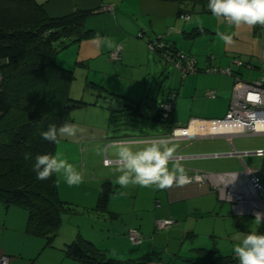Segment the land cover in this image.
I'll list each match as a JSON object with an SVG mask.
<instances>
[{
	"label": "crops",
	"instance_id": "1",
	"mask_svg": "<svg viewBox=\"0 0 264 264\" xmlns=\"http://www.w3.org/2000/svg\"><path fill=\"white\" fill-rule=\"evenodd\" d=\"M185 6L187 7V5ZM185 6H182V13L189 16ZM44 9L49 17H61L76 10L94 11L85 22V28L91 30L94 35L77 43L75 61L76 64L87 68L90 73H93L94 79L90 77L89 73L86 77V82L90 81L102 89L105 88L103 79L110 77L113 78L115 86L125 80H128L129 83L137 82L139 83L138 89L143 92L145 90L146 78L150 74L149 71L143 74L144 78L142 81L134 79L133 75L126 79L122 76V73L134 70L137 67L142 68L144 60L150 65V55L145 42L153 38V36L164 34L165 40L168 43L182 50L178 45L180 38H187V33H191L198 28L206 30L204 33H212L213 35L223 33L231 36V43L224 41L222 43L223 58L214 59L212 63L208 62L204 69L197 68L198 71H206L205 69L212 68V66L230 67L232 69L230 61L238 59L243 62L244 66L234 68L232 71L242 81H244L242 68L250 71L248 77L249 83L258 82L264 77V73L260 69V57L264 54V26L260 27L256 25L248 27L242 25L236 27L224 21L226 22V28L223 29L220 22L216 24V27L201 25L195 21L186 24L190 20V16L188 20H181L179 18L180 8L177 3L158 0H52L45 4ZM93 18L99 21L91 23L90 21ZM179 19L182 24H179ZM97 34L101 37H109L112 41V47L97 43L95 40ZM139 34L145 36L143 40L139 39ZM118 45L122 46L121 60L118 63L111 62L108 57L109 53L115 50ZM55 61L59 66L69 69L65 67L64 64L66 63H59L56 58ZM245 65L249 66V68ZM230 77H232L230 78L232 84L228 83L223 77H220L216 84L204 87L203 91H200L198 87H194V91L190 97L191 101L195 104H201L203 111L198 110L196 114L194 113L195 115L190 114L185 123L186 125L193 119L212 120L225 116L234 84L233 76ZM170 91L172 92L174 89ZM204 91L215 92L216 98H206ZM177 95L178 93L175 97L174 110L171 115V125L169 127L171 130L173 127H176L173 126L176 122L173 116L175 114ZM128 96L133 98L129 93ZM70 97L72 99L77 98L76 90H74L72 84L70 87ZM217 101L219 104H217ZM163 103L161 102L159 106L151 110L152 114H154V120H156V115ZM88 109L90 108L75 109L67 115L69 118L64 119L62 125L64 123L74 125L76 134L69 137L61 135L59 136V140L63 138L65 143H67L63 144V148L66 149L67 153H71L74 156V158L71 157V159L65 160L70 164L73 163L77 171L83 174V182L95 185L97 196L102 183L106 181L111 183L112 192L108 197L106 212L95 211L102 216L108 213L112 218L114 216L116 219L127 211L129 206H131V212L134 213L140 200L138 197L143 196L147 190L149 191L148 193H152V198H156L157 203H155L152 212L142 208L138 210L141 213L138 223H133V220H128V222L122 221L124 228L122 229V233L124 235H119L115 238L110 236L109 233L105 236L100 231V233L93 232L94 236L99 239H91L83 234L81 229L76 227V224L71 223V220L68 221V225H73L63 228L62 220L57 236V247L60 248V253L55 256L56 264H82L67 259L64 253V249L74 241L76 234L83 238L85 237L86 239H84L93 243L106 258L114 261H144L145 264H239V259L233 250L235 246L241 243V240L237 239V236H240L242 239L244 235L250 232L264 234V221L256 223L255 218L251 216H238L234 214L232 206L228 203L220 202L216 194L210 190L209 185L206 183L181 185L174 182L172 187L166 189H159L156 186L141 187L134 184L121 187L116 183V179L121 173L117 170L118 158L115 154V149L111 145L119 140H128L136 141L134 148H142L151 139L144 137L143 132L136 133L135 135L117 132L114 136L118 140L114 139L111 142H107L103 138H91L88 139V144L83 150L80 143L84 137L80 136L82 130L80 126L90 129L93 125L89 123L90 120L86 116L87 111H91L90 113L93 114H98L101 111L97 110V108L93 110ZM78 111H84L86 119H79L80 114L78 113L81 112ZM138 115L142 114L138 113ZM73 119L77 123L73 122ZM78 121L80 122L78 123ZM185 121L181 119L178 121V124H183ZM250 137H264V135L236 136L232 139V145L223 137L171 142L176 148L174 157H180L177 163L182 166L184 172L192 170L210 173L241 172L244 168H247L259 182L264 184V156L258 157L254 155V152L264 150V142L240 144L234 141L236 138ZM104 141L107 143L106 148ZM233 150L239 154H243L242 157L239 158L232 155ZM86 152L92 160H97V169L91 175H89L90 173L86 174L87 167H89L88 164L90 163L89 158H86ZM102 155L104 156L103 160L107 159L111 162L110 166L106 167L102 165ZM246 157L261 159L259 162L261 166L249 167L246 164ZM92 160L91 164L94 165L96 162L94 163ZM174 163V160L169 163L170 169ZM56 178L59 183L60 180L57 174ZM60 178H62L61 182L63 181L64 184H67L62 174ZM59 186L60 184L58 185L59 198L70 206L73 203L69 199L62 197L67 193L61 194V186L60 188ZM66 186L75 187V185L69 186L68 184ZM157 219H172L175 221V224L168 230L156 231L154 222ZM26 221L27 212L25 210L18 207L6 209L0 204V256L10 257L12 259L11 264H21L25 260L21 248L29 244L32 241L30 239H35V237L25 234ZM135 224H138L137 227L134 226ZM130 229H136L140 232L141 242L139 244L133 245L129 241L127 234ZM200 250L210 251L211 254L206 255ZM16 255H19L20 258H16ZM210 255L215 258L214 261L209 260L211 258ZM223 258L230 259L229 261H221Z\"/></svg>",
	"mask_w": 264,
	"mask_h": 264
},
{
	"label": "trees",
	"instance_id": "2",
	"mask_svg": "<svg viewBox=\"0 0 264 264\" xmlns=\"http://www.w3.org/2000/svg\"><path fill=\"white\" fill-rule=\"evenodd\" d=\"M50 1L0 0V204L6 209L25 210V234L45 239L46 246L58 236L62 215L71 208L59 198L56 174L44 181L36 179L35 157L55 156L58 145L43 140L40 133L49 125L61 126L68 113L86 105L70 97L74 72L59 66L55 58L68 43H79L94 35L85 28L93 10L49 17L44 6ZM158 1L177 3L179 16L183 15L184 5L200 6L202 12L211 13L207 9L209 0ZM204 32L206 30L198 28L188 36ZM160 38L172 50L179 51L162 36ZM153 40H148L147 44ZM173 95L170 114L164 118L160 107L156 120L166 122L171 118L176 94ZM111 192V183H102L96 211L106 212ZM64 253L67 259L82 264H145L144 261L108 259L80 235L66 246ZM209 260L215 258L211 256Z\"/></svg>",
	"mask_w": 264,
	"mask_h": 264
},
{
	"label": "rangeland",
	"instance_id": "3",
	"mask_svg": "<svg viewBox=\"0 0 264 264\" xmlns=\"http://www.w3.org/2000/svg\"><path fill=\"white\" fill-rule=\"evenodd\" d=\"M37 1L42 3L44 0ZM185 9L188 11L190 16V20L187 21L186 24H190L195 21L201 25L216 27V24L220 22V25L223 26V29L226 28V22H224L223 18H217L213 16L212 13L202 12L200 6L187 5V7L185 6ZM207 9L209 8L207 7ZM98 21V19L93 18L90 22L96 23ZM178 22L179 24H182L180 19ZM188 34L189 33H187V35ZM142 36V39L139 38L140 40H143L145 37L144 35ZM159 36H162L165 39L164 34H159ZM156 37L157 36H153L151 39H155ZM147 42L148 40L145 42V46L150 55V65L146 60H144L142 68L137 67L134 68V70L125 71L122 73V76L126 79L132 77L133 75L134 79L142 81L144 78L143 74L149 71L150 74L148 78H146L145 90L143 92L138 89L139 83H129L128 80H125L124 82L115 86L113 78H104V89L97 87V85L95 86V84L91 83L90 81L86 82V77L90 72L87 68L76 64L75 57L77 51L75 48L77 43L75 42L68 43L70 46L62 51H59V53L56 55V60H58L59 63H66L64 64L65 67H68V70L74 72L75 79L72 85L74 90H76L77 98L73 100L84 101L86 105L82 108L88 107L90 108L88 110H93L95 108H97V110H101L98 114H93L90 113L91 111H87L88 113L86 116H88V119L90 120L89 123H92L93 125L90 129L80 126V129H82L80 136L84 137L82 138L83 141L80 143V146L83 150L88 144V139L91 138H103L107 142H111L114 139L118 140L114 136L117 132H121L126 135H135L136 133L139 134V132H143V136L151 140L167 138L171 134V128H169L171 125V118H169V120L166 122H163L161 119L154 120V114H152L151 110H153L156 106H159L161 102H169L174 96L173 94L178 93L175 104V114L173 116V119L176 122H173V126L182 127L186 125L185 123L187 122L190 114L195 115L197 113L196 111H203L201 104H195L191 101L190 97L191 93L194 91V87H198L200 91H203L204 87H207L210 84H216L220 77H223L228 83L232 84L230 79L232 77L208 73L206 72L207 69H205L206 71L190 73L183 77L181 71L175 67V65L165 61V59L160 57V55H158L156 52L150 51L147 46ZM222 43L223 40H221L219 35L203 33L195 37L187 36L185 39L180 38L178 45L182 49L181 51L184 50L183 52L194 57L198 69H204L208 62L212 63L214 59L218 60L223 58ZM234 60L235 59H232L230 61V66L233 70L234 68L239 67L238 65L232 64ZM212 68L228 69L229 67L222 68L220 66H212ZM242 70L244 75L243 80L249 82L248 77L250 71L246 70L245 68H242ZM90 77L93 78V73H90ZM172 89H174V91L171 92L170 90ZM128 93L133 98H130ZM205 93L206 91H204V96ZM217 104H219L218 101ZM78 112H81L78 113L80 114V117H78L79 119H86L84 111ZM138 113L142 115H138ZM67 115L65 119L69 118ZM181 119L186 121L183 124H178V121ZM73 122L77 123V121L74 119ZM79 122L80 121H78V123ZM106 141L104 142L106 143ZM234 141L240 144H248L251 142L260 143L264 142V137L236 138ZM198 143H200V141H198ZM63 144L65 145L67 143H65L63 138H61L59 140V145L55 156H58L62 159H71V157L74 158L73 154L66 152V149L63 148ZM106 147L107 143L105 148ZM85 155L87 159L89 158L88 160L90 162L88 164L89 167H87L88 172L86 171V174L90 173L89 175H91V173L97 169V160H92L90 156L88 157L87 152ZM103 158L104 156L102 155L101 161ZM91 160L92 162L96 163L94 165L91 164ZM245 160L249 167L258 166L260 165L259 162L261 161V159H257L255 157H246ZM175 163L177 162L175 161ZM71 164L74 165L73 163ZM102 165L105 166L103 162ZM110 165L111 164L107 165L106 167ZM91 166L92 168H90ZM57 176L61 182V174H57ZM60 182L58 183L57 181L58 185L60 184L61 186V194L67 193L62 197H65L64 199H69L71 203H73L70 205L71 211L62 215L63 228L73 225H68V221L71 220V223L76 224V227H79L83 234L87 235L91 239H99L94 236V233H100V231H102L101 234L107 236L106 234L109 233L110 236L114 238L118 237L119 235H124L122 233V229H124L122 226V221L128 222V220H133V223H138L141 215L138 210L142 208L152 212L154 210L155 203H157L155 200L156 198H152V193H148L149 191L147 190L143 196L138 197L140 200L137 203L138 205L134 212L135 214L131 212V206H129L128 210L125 211L120 217H117V219L114 216L112 218L108 213H106L104 217L100 215V213H97L94 209L97 201L96 199L98 197L95 192L96 190L94 184L83 182L71 188L67 187V184H64L63 181L61 183ZM137 225L138 224H135L134 226L137 227ZM77 236L78 235L76 234V237ZM30 240L32 241H30L29 244L21 248L25 257V260L22 261L21 264H56L55 256L60 253V248L57 247V237L52 241L51 246L49 247L45 245V239L35 238ZM15 257L18 259L20 258L19 255H16Z\"/></svg>",
	"mask_w": 264,
	"mask_h": 264
},
{
	"label": "built area",
	"instance_id": "4",
	"mask_svg": "<svg viewBox=\"0 0 264 264\" xmlns=\"http://www.w3.org/2000/svg\"><path fill=\"white\" fill-rule=\"evenodd\" d=\"M108 9V8H107ZM181 20H188V15H180ZM142 37V34H139ZM157 36L150 41L147 46L150 51L160 53V57L177 67L182 76L199 72L193 56L179 50H172L161 38ZM122 46L118 45L115 50L109 53L111 62L121 60ZM239 67L244 66L243 62L235 59L232 63ZM249 68V66H247ZM260 69L264 73V54L260 57ZM207 72L233 76L234 84L227 112L223 118L203 120L193 119L184 127L176 126L171 130L170 136L166 139L170 141L197 139H215L223 137L232 145V139L236 136H258L264 135V77L258 82H244L234 74L232 69L208 68ZM205 96L215 99L213 91L206 92ZM172 100V98H171ZM161 104V113L166 118L172 109V102ZM232 155L242 157L233 150ZM255 156H264V150L254 152ZM178 162L180 157L173 158ZM105 166L111 164L107 159L103 160ZM187 182L184 184L206 183L210 190L214 192L220 202L228 203L232 206L234 214L238 216H251L255 218L256 212L264 213V184L259 182L254 174L247 168L241 172L210 173L199 170L184 172ZM179 178V177H178ZM177 178V179H178ZM178 183L177 181H174ZM172 219H157L154 222L156 231L168 230L174 226ZM128 239L133 245L141 242V234L136 229L128 231ZM12 259L7 256H0V264H11Z\"/></svg>",
	"mask_w": 264,
	"mask_h": 264
},
{
	"label": "clouds",
	"instance_id": "5",
	"mask_svg": "<svg viewBox=\"0 0 264 264\" xmlns=\"http://www.w3.org/2000/svg\"><path fill=\"white\" fill-rule=\"evenodd\" d=\"M207 7L213 16L223 18L224 21L236 27L264 26V0H209ZM219 35L221 40L231 43L230 35L223 33ZM95 40L99 44L112 47L109 37H101L97 34ZM75 134V126L64 123L59 127L55 124L49 125L46 131L40 133V136L49 143L58 144L59 136ZM135 144L136 141L119 140L111 145L118 158L117 170L121 173L116 183L121 187L134 184L141 187L156 186L159 189H166L172 187L174 181L181 185L187 182L186 174L179 163H174L173 167L169 168V163L173 161L176 152L175 146L169 139H152L142 148H134ZM33 171L36 173V179L40 181L49 179L53 174H62L69 186L79 185L84 181L83 174L67 160L49 154L35 157ZM254 220L256 223L264 221V213L256 212ZM237 239H240L241 243L233 250L239 259V264H264V234L250 232L242 239L237 236Z\"/></svg>",
	"mask_w": 264,
	"mask_h": 264
}]
</instances>
